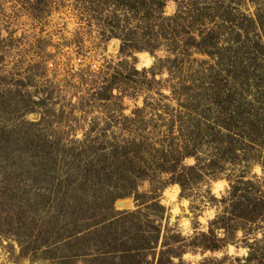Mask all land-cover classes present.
Returning a JSON list of instances; mask_svg holds the SVG:
<instances>
[{"label":"rangeland","instance_id":"obj_1","mask_svg":"<svg viewBox=\"0 0 264 264\" xmlns=\"http://www.w3.org/2000/svg\"><path fill=\"white\" fill-rule=\"evenodd\" d=\"M0 264H264V0H0Z\"/></svg>","mask_w":264,"mask_h":264},{"label":"bare ground","instance_id":"obj_2","mask_svg":"<svg viewBox=\"0 0 264 264\" xmlns=\"http://www.w3.org/2000/svg\"><path fill=\"white\" fill-rule=\"evenodd\" d=\"M146 61H147V62H150V58H148ZM124 205H125V204H124Z\"/></svg>","mask_w":264,"mask_h":264}]
</instances>
